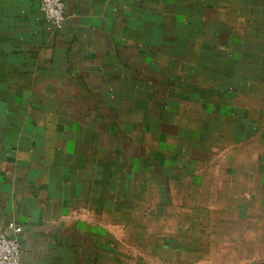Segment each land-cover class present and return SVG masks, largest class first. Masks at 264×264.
I'll list each match as a JSON object with an SVG mask.
<instances>
[{
	"label": "crops",
	"instance_id": "0c3cea01",
	"mask_svg": "<svg viewBox=\"0 0 264 264\" xmlns=\"http://www.w3.org/2000/svg\"><path fill=\"white\" fill-rule=\"evenodd\" d=\"M64 2L58 30L0 0V233L21 264H264V0Z\"/></svg>",
	"mask_w": 264,
	"mask_h": 264
},
{
	"label": "built area",
	"instance_id": "2783aa9c",
	"mask_svg": "<svg viewBox=\"0 0 264 264\" xmlns=\"http://www.w3.org/2000/svg\"><path fill=\"white\" fill-rule=\"evenodd\" d=\"M40 11L45 20L61 29L66 20L64 0H40ZM21 246L16 239L0 233V264H21Z\"/></svg>",
	"mask_w": 264,
	"mask_h": 264
},
{
	"label": "rangeland",
	"instance_id": "374dc122",
	"mask_svg": "<svg viewBox=\"0 0 264 264\" xmlns=\"http://www.w3.org/2000/svg\"><path fill=\"white\" fill-rule=\"evenodd\" d=\"M260 209H263V208H260ZM260 212H263V211H260ZM263 215H258V219L261 221V225H260V222H257V225H258V229L259 230H264V226L262 224V222L264 223V220H263ZM166 226H168V224H165ZM175 226V229H176V234L178 235L179 239H187L188 238V235L192 234L193 232L194 233H200L201 236L204 237V245H213V246H217V239L216 238H213V239H210V236L211 237H214V235L216 234L215 232H208L207 230H204L203 227L204 225L202 224H199V226L196 228V231H193L192 229H187L185 224L184 223H177V224H170L169 227L167 229H172V227ZM221 228V223H213L211 228ZM205 228V227H204ZM163 229H166V228H163ZM231 243V241H230ZM176 259V262L170 258L169 256H165L164 254L161 255V261H162V264H217L218 263V256L216 254L214 255H207V254H204V255H194L192 260H186V256L184 255H180L178 254L177 256H175ZM203 258V259H201ZM205 258V259H204ZM197 259V260H196ZM169 260H171V262H168Z\"/></svg>",
	"mask_w": 264,
	"mask_h": 264
}]
</instances>
